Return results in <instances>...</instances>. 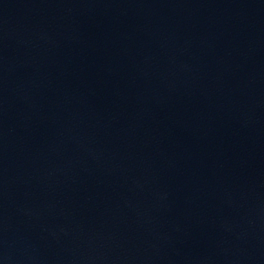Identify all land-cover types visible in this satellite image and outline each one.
Returning <instances> with one entry per match:
<instances>
[{
  "label": "water",
  "instance_id": "obj_1",
  "mask_svg": "<svg viewBox=\"0 0 264 264\" xmlns=\"http://www.w3.org/2000/svg\"><path fill=\"white\" fill-rule=\"evenodd\" d=\"M0 264H264V0H0Z\"/></svg>",
  "mask_w": 264,
  "mask_h": 264
}]
</instances>
